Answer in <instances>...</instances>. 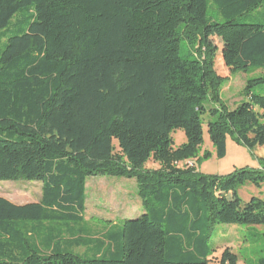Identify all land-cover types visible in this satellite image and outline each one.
<instances>
[{
	"label": "trees",
	"instance_id": "16d2710c",
	"mask_svg": "<svg viewBox=\"0 0 264 264\" xmlns=\"http://www.w3.org/2000/svg\"><path fill=\"white\" fill-rule=\"evenodd\" d=\"M208 2L225 23L207 19ZM263 5L0 0V30L30 14L0 50V182L42 183L38 202L0 197V264H209L217 226H264V200L237 193L264 183V155L258 168L224 176L178 166L198 158L207 113L218 160L228 138L250 153L264 149V96L247 87L246 100L226 106L228 77L216 72L211 40H222L230 73L264 71V22H234ZM176 130L186 138L178 148ZM95 176L134 179L144 213L93 236L75 227ZM238 261L229 248L220 254L219 264Z\"/></svg>",
	"mask_w": 264,
	"mask_h": 264
},
{
	"label": "rangeland",
	"instance_id": "374dc122",
	"mask_svg": "<svg viewBox=\"0 0 264 264\" xmlns=\"http://www.w3.org/2000/svg\"><path fill=\"white\" fill-rule=\"evenodd\" d=\"M29 17L28 12L17 14L6 28L0 30V50L9 36L25 26ZM207 19L217 23L226 22L211 7L210 2H208ZM234 22L237 24L263 23L264 5L254 12L236 17ZM211 40L215 47L216 72L222 77H228L222 83L220 90V97L226 106L230 110H234L246 100L244 94L247 87H249L251 94L264 96V83L255 81L264 76V71L251 67L245 72L230 73L222 58V40L219 37H213ZM211 119L212 117L208 113L202 118L203 144L200 147L198 158L185 164H178V166H194L198 172L203 174L222 176L244 167L258 168L257 158L263 157L264 149L257 148L250 153L246 149L237 146L230 138L227 139L226 157L222 160L215 157L207 133V123ZM171 138L174 148H178L186 142L182 130L174 131ZM204 152H209L211 157L204 160L202 158ZM146 166L148 168L158 167L151 161ZM137 192V183L134 179L107 176L87 178L85 211L83 213L84 223L75 224V227H84L93 236L99 232L101 226L113 223L120 224L124 220L140 217L144 213V209ZM237 193L246 202L253 197L264 200V183L259 187L246 184L241 186ZM41 195L42 183L40 182H0V197L16 205L38 202ZM44 234L46 233L44 232ZM63 236H67V234L63 233ZM210 244L215 253L209 264H219L220 254L225 248H229L233 254L237 255L239 264H261V260L264 259V226L220 225L216 227ZM83 251L82 248L72 250L74 254L78 255H82Z\"/></svg>",
	"mask_w": 264,
	"mask_h": 264
},
{
	"label": "crops",
	"instance_id": "0c3cea01",
	"mask_svg": "<svg viewBox=\"0 0 264 264\" xmlns=\"http://www.w3.org/2000/svg\"><path fill=\"white\" fill-rule=\"evenodd\" d=\"M34 203H35V202H34ZM27 204H28V203H27ZM23 205H24V204H23ZM103 227H104V226H101V227L99 228V230L103 229ZM96 238H100V235L98 234ZM238 264H239V262H238Z\"/></svg>",
	"mask_w": 264,
	"mask_h": 264
}]
</instances>
